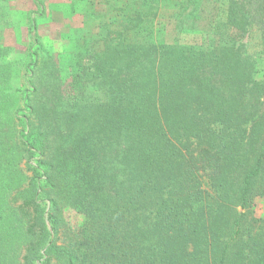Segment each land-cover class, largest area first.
Returning a JSON list of instances; mask_svg holds the SVG:
<instances>
[{
  "label": "trees",
  "instance_id": "obj_1",
  "mask_svg": "<svg viewBox=\"0 0 264 264\" xmlns=\"http://www.w3.org/2000/svg\"><path fill=\"white\" fill-rule=\"evenodd\" d=\"M220 6V45L107 50L60 110L0 64V264H264V0Z\"/></svg>",
  "mask_w": 264,
  "mask_h": 264
},
{
  "label": "rangeland",
  "instance_id": "obj_2",
  "mask_svg": "<svg viewBox=\"0 0 264 264\" xmlns=\"http://www.w3.org/2000/svg\"><path fill=\"white\" fill-rule=\"evenodd\" d=\"M223 14L220 0H0V64L9 86L3 90L18 97L12 109L20 117L29 111L26 101L44 108L57 101L60 110V94L89 80L81 70L93 56L130 45L215 47L221 40L212 19ZM241 49L251 53L252 45ZM62 141L70 147V137ZM58 142L60 126L49 143ZM253 209L262 214L264 200L255 197Z\"/></svg>",
  "mask_w": 264,
  "mask_h": 264
}]
</instances>
